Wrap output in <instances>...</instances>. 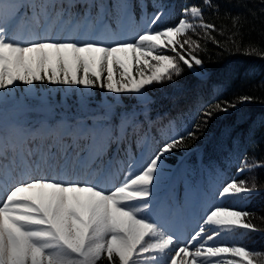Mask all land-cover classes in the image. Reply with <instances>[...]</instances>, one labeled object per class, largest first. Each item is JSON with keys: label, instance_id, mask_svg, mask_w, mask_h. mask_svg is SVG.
<instances>
[{"label": "snow or ice", "instance_id": "snow-or-ice-1", "mask_svg": "<svg viewBox=\"0 0 264 264\" xmlns=\"http://www.w3.org/2000/svg\"><path fill=\"white\" fill-rule=\"evenodd\" d=\"M203 4L219 15V3ZM152 6L156 11L147 16L144 0H0V112L17 84L82 87L75 111L58 112L40 98L0 118V264H264V254L238 243L261 231L251 222L254 212L208 205L198 229L182 240L170 221L180 205L154 197L165 178L164 158L197 139L200 124L193 120L182 130L171 119L162 124L165 114L156 111L149 89L166 81L179 89L174 78L187 70L193 87L215 93L219 85H210L211 71L194 54L199 41L187 34L199 29L211 37L225 29L206 22L198 5L184 7L177 24L153 29L172 10L166 12L161 0ZM136 7L145 28L126 36L121 21L132 22ZM224 15L234 29L226 42H242V14L226 9ZM245 54L264 58L251 44ZM93 88L112 100L92 109L87 97ZM254 99H216L196 112L207 125ZM261 127L264 116L249 124L253 146ZM154 129L163 143L152 136ZM237 160L238 175L264 168L255 158ZM255 180L233 177L214 195L249 203L258 192Z\"/></svg>", "mask_w": 264, "mask_h": 264}, {"label": "trees", "instance_id": "trees-1", "mask_svg": "<svg viewBox=\"0 0 264 264\" xmlns=\"http://www.w3.org/2000/svg\"><path fill=\"white\" fill-rule=\"evenodd\" d=\"M106 2L111 4L113 0H106ZM131 2L137 4L138 0H131ZM161 2L166 6V12L169 8L172 11L170 15L163 18L158 26H155V29L177 24L182 17L183 8L191 5L203 8V17L206 22L214 23L217 29H225L224 35L219 32L211 33V37L220 41L221 46H217L211 37H206L202 30L197 29L198 35H194L192 32L187 34L193 40L199 41L200 47L195 50L194 54L202 59L204 67L211 71L210 85H219L215 93L211 87L199 89L193 87L195 81L187 70L183 76L174 78L176 85L181 86L179 89L167 81L149 89V95L157 101L156 111L165 114L162 124L166 125L169 119L176 123L185 120L188 126L193 120L200 124L198 138L186 141V148L172 152L163 161L171 167L181 163L196 164L198 170L206 167L208 171L217 167L226 169L229 165L226 169L228 172L224 182L236 177L237 179H247L251 183L252 178L255 177L258 192L249 198L250 202L226 199L225 207H235L237 210L246 209L255 213L251 222L261 231L245 235V238L256 251L264 252V219H261L264 217V168L237 174V157L246 156L249 163L253 158L264 162V127L258 128L256 131L255 146L248 140L251 121L264 116V58L261 55L245 54L249 44L253 47L258 46V51L264 53V11H262L264 3H261V0H232V4H226L224 0H213V3L221 5L219 15H217L213 9L204 6L203 0H161ZM144 3L147 5V16L156 11L152 6V0H144ZM235 3H240L243 6H232ZM226 9L232 15L242 14L243 40L241 42L240 37H237V44L226 42L228 33L234 31L231 18L224 15ZM140 17H142V13L140 8L136 7L134 18L139 19ZM109 23L114 24L115 20L112 19ZM237 45L239 50H237ZM242 95H248L255 99L251 103L238 104L237 108L230 110L228 114L221 112L213 116L207 125L203 124V117L197 115L196 109L201 105L206 106L216 99L236 101V98ZM70 97L65 98V102L59 101L61 98H56L58 101H52L55 102L52 105L56 106L58 112L65 108L70 110L71 105L74 104L70 102L72 100ZM128 102V98L123 97V103L127 104ZM23 105L24 103L20 105L18 103L2 108L0 118H10L13 112L22 108ZM75 107L78 108L77 105ZM246 117H250V119L245 120ZM160 127L161 125H157V128ZM229 131L231 135L228 134ZM152 136L159 143H163L160 131L154 129Z\"/></svg>", "mask_w": 264, "mask_h": 264}, {"label": "rangeland", "instance_id": "rangeland-1", "mask_svg": "<svg viewBox=\"0 0 264 264\" xmlns=\"http://www.w3.org/2000/svg\"><path fill=\"white\" fill-rule=\"evenodd\" d=\"M121 25L124 30H131L129 36L142 34L145 28L144 20H141L140 22L136 21L135 19H133L132 22H128L127 20H125V22L121 23ZM152 28L155 29L154 26H152ZM164 54L171 55L172 53L165 50ZM156 85L158 84H155L150 88L153 89ZM81 91L82 87H66L61 85H50L47 83H36L31 88L26 87L22 84H17L16 87L12 90L8 101L2 106V108L11 107L18 103L19 105L22 103L35 105L39 102L40 98L46 99L51 104L55 103L52 102L54 100L58 101L56 100V98H61V100L59 101L65 102L64 99L71 96L70 98L72 100L70 102L74 104L71 105L72 108L69 111H75L77 109V107L75 106H79L81 100ZM5 95L8 94L5 93ZM115 99L119 101L121 100V97H116ZM111 100L112 96L111 94L107 93L106 90H101L100 88H93L88 91L87 101L92 109H96L97 107L108 104ZM177 126L180 127L181 130L186 128L181 123ZM163 166L165 169V178L160 189L154 192V197L159 198L169 196L172 198L173 201H176L180 205L178 213L175 216L171 217L170 221L173 224L172 230L180 234V236L182 237V234L187 229L193 227L194 224H199L204 215L205 208L208 205L215 204L216 200L214 199V191L216 188V182L210 183L207 186V189H203L202 186H194L190 183V175L188 174V170L186 168L181 170L179 173L178 170L176 172H172L174 169L171 168V166L166 164L164 161ZM218 178L219 176L215 177L216 180ZM180 182H182L184 190L181 196L178 197L177 191ZM190 201H194L193 205H195V207L190 204ZM184 220L186 222L184 224H181L180 222H184ZM238 243L246 245L249 249L255 250L252 246L249 245L245 236L243 237V239L238 240ZM218 246H231V243L222 244ZM258 252L264 254L263 251Z\"/></svg>", "mask_w": 264, "mask_h": 264}]
</instances>
